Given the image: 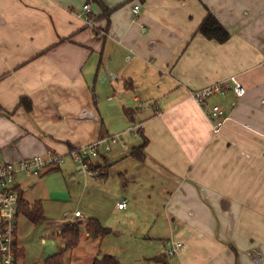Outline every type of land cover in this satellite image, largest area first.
<instances>
[{
  "label": "crops",
  "instance_id": "crops-1",
  "mask_svg": "<svg viewBox=\"0 0 264 264\" xmlns=\"http://www.w3.org/2000/svg\"><path fill=\"white\" fill-rule=\"evenodd\" d=\"M100 1L107 17L89 0H0L1 157L72 158L97 139L119 136L93 175L79 170L101 182L115 162L135 160L129 154L143 136V160L129 169L160 186V227L169 237L155 239L165 251L170 240L183 245L168 258L264 264V0ZM84 5L94 27L83 21ZM206 10L230 34L227 42L195 34ZM230 77L245 93L209 100L225 113L215 132L190 94ZM20 98L31 101L29 112L17 108ZM57 169L19 177L21 197L28 179ZM121 202L126 207L116 208L125 211ZM74 213L75 220L45 222L62 249L61 228L80 223ZM148 225L143 218L137 233L149 239L156 226Z\"/></svg>",
  "mask_w": 264,
  "mask_h": 264
},
{
  "label": "rangeland",
  "instance_id": "rangeland-1",
  "mask_svg": "<svg viewBox=\"0 0 264 264\" xmlns=\"http://www.w3.org/2000/svg\"><path fill=\"white\" fill-rule=\"evenodd\" d=\"M103 155L100 153L90 163H100ZM61 160L59 169L26 181L31 188L23 193L22 199L28 203L41 201L44 222L34 226L24 216L18 217L17 245L24 249V258L18 264H43L56 253H63V264H92L97 256H112L118 264H176V258L166 256L163 242L155 239L158 234L164 239L169 237L168 229L160 227L161 221L166 220L161 217L164 196H157L156 189L160 186L144 178L139 169H129L138 162L132 159L115 162L112 173L100 182L82 175L80 163L73 158ZM124 170L127 174L122 177L120 173ZM134 196L137 197L134 199ZM122 200L127 201V208L118 211L117 203ZM76 211L81 214L77 221L84 224L90 218L96 219L110 234L94 239L81 233L77 248L64 251L65 245L62 249L63 243L52 235L47 223L75 220ZM143 218L150 228L151 224L156 226L149 233V239L137 233ZM0 264H3L1 259Z\"/></svg>",
  "mask_w": 264,
  "mask_h": 264
},
{
  "label": "built area",
  "instance_id": "built-area-1",
  "mask_svg": "<svg viewBox=\"0 0 264 264\" xmlns=\"http://www.w3.org/2000/svg\"><path fill=\"white\" fill-rule=\"evenodd\" d=\"M139 6H134L133 13L136 14ZM83 21L86 25L94 27V20L90 16L88 5L83 6ZM234 93L238 98L245 93L242 85L235 77L218 82L200 90L191 92V98L202 109L208 121L212 124L214 131H218L225 120V113L219 105L209 104L214 96H224L228 92ZM119 136H108L95 140L93 143L71 152V157L80 163L83 174L93 175L88 170L91 159L98 158L100 153H108L112 147L119 144ZM62 157L49 154L46 157H33L16 163L6 162L0 155V259L3 264H15V250L17 247V219L19 191L18 178L21 176H39L47 170L60 168ZM126 207L125 202L117 204L122 210ZM80 217L79 212L74 213ZM183 248L182 243L170 240L167 243L166 253L175 256Z\"/></svg>",
  "mask_w": 264,
  "mask_h": 264
},
{
  "label": "trees",
  "instance_id": "trees-1",
  "mask_svg": "<svg viewBox=\"0 0 264 264\" xmlns=\"http://www.w3.org/2000/svg\"><path fill=\"white\" fill-rule=\"evenodd\" d=\"M96 4L102 10V15L107 17L111 12L107 9L100 0H89ZM195 34H198L209 41H214L218 44H223L227 42L230 38L228 31L221 25V23L216 19V17L206 10V15L199 24L198 28L195 31ZM126 88L132 89L133 85L131 81L125 82ZM93 103L95 104V97L93 98ZM31 101L28 98H20L18 101L17 108H22L26 112L31 110ZM0 112L2 109L0 108ZM131 111L124 110L125 116L131 120ZM141 132L138 131V134ZM141 136V134H140ZM141 145L137 148L131 150L129 156L134 158L137 161H142V151L147 145V140L141 136ZM88 170H94L93 165L89 162ZM18 215L24 216V218L32 225L36 226L43 220V209L40 202H35L28 204L25 202L21 194L19 193V202H18ZM81 233H86L89 237L94 239H102L105 236L110 234V230L101 226V224L93 218L88 219L84 224L74 222L65 224L59 236L65 243L64 251H73L77 248L79 244V239ZM24 258V250L17 248L15 250V264H18L20 260ZM63 253H56L43 261V264H63ZM92 264H118L117 259L112 256H102L101 260L94 259Z\"/></svg>",
  "mask_w": 264,
  "mask_h": 264
},
{
  "label": "water",
  "instance_id": "water-1",
  "mask_svg": "<svg viewBox=\"0 0 264 264\" xmlns=\"http://www.w3.org/2000/svg\"><path fill=\"white\" fill-rule=\"evenodd\" d=\"M102 259V257H97V260H101Z\"/></svg>",
  "mask_w": 264,
  "mask_h": 264
}]
</instances>
